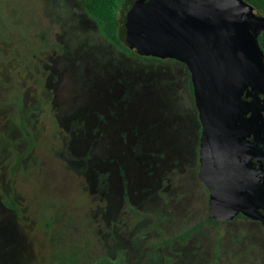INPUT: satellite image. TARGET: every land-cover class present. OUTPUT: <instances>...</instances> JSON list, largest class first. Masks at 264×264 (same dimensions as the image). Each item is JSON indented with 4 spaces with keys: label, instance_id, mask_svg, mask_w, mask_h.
Returning <instances> with one entry per match:
<instances>
[{
    "label": "rangeland",
    "instance_id": "rangeland-1",
    "mask_svg": "<svg viewBox=\"0 0 264 264\" xmlns=\"http://www.w3.org/2000/svg\"><path fill=\"white\" fill-rule=\"evenodd\" d=\"M198 131L182 63L82 0H0V264H264L263 226L207 221Z\"/></svg>",
    "mask_w": 264,
    "mask_h": 264
},
{
    "label": "water",
    "instance_id": "water-1",
    "mask_svg": "<svg viewBox=\"0 0 264 264\" xmlns=\"http://www.w3.org/2000/svg\"><path fill=\"white\" fill-rule=\"evenodd\" d=\"M120 24L123 45L136 56L187 67L203 126L212 125L209 119L230 107L246 84L264 82L257 40L264 16L244 0H127ZM218 203L211 197L210 210ZM222 208L217 220L236 216L221 215Z\"/></svg>",
    "mask_w": 264,
    "mask_h": 264
},
{
    "label": "flooded vegetation",
    "instance_id": "flooded-vegetation-1",
    "mask_svg": "<svg viewBox=\"0 0 264 264\" xmlns=\"http://www.w3.org/2000/svg\"><path fill=\"white\" fill-rule=\"evenodd\" d=\"M257 40L264 56V32L257 35ZM168 61L175 60L164 62ZM262 83L246 84L239 95L230 100V107H225L226 110L220 115L213 116V120L209 119L212 125H207L206 121L203 126L198 118L188 71V86L199 129L197 177L207 193V221L210 224L246 219L264 227V82ZM233 102L235 106H232ZM211 197H217L220 203L212 211L209 207ZM221 207V215L227 216L235 212L236 216L229 221L217 220L218 209Z\"/></svg>",
    "mask_w": 264,
    "mask_h": 264
},
{
    "label": "trees",
    "instance_id": "trees-1",
    "mask_svg": "<svg viewBox=\"0 0 264 264\" xmlns=\"http://www.w3.org/2000/svg\"><path fill=\"white\" fill-rule=\"evenodd\" d=\"M254 10L264 15V0H244ZM88 16L96 23L101 36L113 47L127 55H135L126 49L122 42L121 10L125 0H82ZM136 56V55H135ZM138 57V56H136ZM148 61H158L155 58L138 57ZM213 223V222H211ZM216 224V223H214ZM95 264H118L107 259H100Z\"/></svg>",
    "mask_w": 264,
    "mask_h": 264
}]
</instances>
